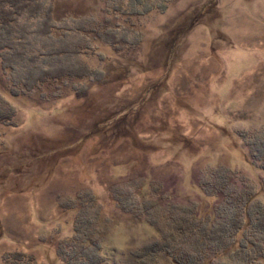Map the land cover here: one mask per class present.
<instances>
[{
  "label": "rangeland",
  "instance_id": "obj_1",
  "mask_svg": "<svg viewBox=\"0 0 264 264\" xmlns=\"http://www.w3.org/2000/svg\"><path fill=\"white\" fill-rule=\"evenodd\" d=\"M148 2L128 18L115 0H50L51 36L15 69L0 49V92L17 110L0 121V264H19L16 252L65 264L57 249L78 214L100 215L96 234L126 263L160 237L159 214H182L171 207L225 209L249 187L264 202L242 135L264 125V0ZM35 65L75 74L25 92ZM217 170L230 179L213 199Z\"/></svg>",
  "mask_w": 264,
  "mask_h": 264
},
{
  "label": "trees",
  "instance_id": "obj_2",
  "mask_svg": "<svg viewBox=\"0 0 264 264\" xmlns=\"http://www.w3.org/2000/svg\"><path fill=\"white\" fill-rule=\"evenodd\" d=\"M49 1L0 0V49L7 48L5 68L15 69L17 57L25 60L26 49L34 39L37 41L52 35L54 21ZM115 2L117 14L128 18L149 13L154 8L148 0ZM112 39L113 45L122 40L115 33H112ZM38 55L31 56V59L41 57ZM37 68V65L31 66L23 77L26 88L22 90L25 92H32L49 79L75 74L62 65L55 70L44 69L36 73ZM94 74L95 71L88 69L79 73L83 77ZM13 93L20 94L19 90H13ZM86 95L88 92L84 91L80 96ZM8 103L0 92V121L14 125L17 110ZM242 135L252 153L251 158L260 162V169L264 170V125L251 134ZM215 176L222 180L211 188L209 195L213 199L219 190L227 189V180L230 179L223 170L214 172ZM256 193L254 189L250 191V187L236 196L231 192L232 199L225 209L213 207L205 214H196L194 209L185 210L181 206L171 207L170 211L177 209L182 214H159L160 237L132 252L131 261L126 263L113 260L105 247L106 240L96 234L95 225L100 215H95L94 219L78 214L74 235L59 243L57 254L65 264H264V202L254 199ZM149 222L155 225L152 220ZM26 255L23 252L14 254L19 264H35L36 258ZM25 257L30 260L23 262Z\"/></svg>",
  "mask_w": 264,
  "mask_h": 264
}]
</instances>
